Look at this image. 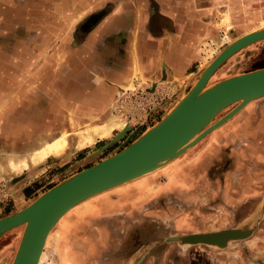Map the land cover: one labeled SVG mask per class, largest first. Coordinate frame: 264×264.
Listing matches in <instances>:
<instances>
[{"label": "rangeland", "instance_id": "374dc122", "mask_svg": "<svg viewBox=\"0 0 264 264\" xmlns=\"http://www.w3.org/2000/svg\"><path fill=\"white\" fill-rule=\"evenodd\" d=\"M70 2L0 0V196L2 203L6 201V193L11 197L5 207L0 208V217L27 205L73 172L134 140L156 123L195 80L196 75L192 80L189 76L175 79L174 93L167 98L162 88L153 91L141 86L135 88L132 84L116 86L107 77L110 71L104 68L105 63L80 55V39L85 34L80 26L82 21L79 24L75 21L70 29L69 13L60 12L61 7L68 10ZM223 6L226 12L222 15L221 35L210 40L195 71L236 36L264 26V0H238L237 6L223 2ZM231 10L234 13H230ZM263 66L264 39H261L229 57L215 70L208 85ZM103 91L109 92L100 93ZM104 95L105 106L102 107ZM256 101L264 102V97L253 103ZM233 105L235 103L224 108L214 119ZM242 115L225 121L163 166L173 163L185 169L190 175L188 183H167L164 168H159L146 174L152 183L159 181L152 185L164 188L173 185V188L150 195L137 215L127 217L114 212L80 218V224L70 229L76 234L72 245L77 251H88L77 258V263L117 264L124 256L134 255L132 252L122 254L120 259L117 255L107 258L102 249L110 245H125L131 251L148 250L154 245L188 246L182 243L181 237L196 232L194 226L213 217L211 212L221 214V220L215 222L219 228L250 229V237L263 235L264 115L255 109ZM92 124L110 126L111 134L81 146L85 136L93 135L89 128ZM125 125L128 128L121 138L93 154ZM60 135L67 138L66 150L56 158L33 163L34 151ZM222 156L225 158L221 159ZM67 168L70 171H66ZM19 196L23 198L19 200ZM166 211L170 217L168 225L163 221ZM64 219V216L60 218L49 234L39 264H61L60 255L52 247L57 244L56 231ZM187 222L193 226L181 229ZM147 224L152 227L150 232L145 231ZM23 228L24 225L16 226L0 236V264H11ZM172 229V234L165 235L166 230ZM87 234L94 238L89 241ZM185 255L175 253L174 258ZM138 256L134 258L139 262L149 258L145 252Z\"/></svg>", "mask_w": 264, "mask_h": 264}, {"label": "crops", "instance_id": "0c3cea01", "mask_svg": "<svg viewBox=\"0 0 264 264\" xmlns=\"http://www.w3.org/2000/svg\"><path fill=\"white\" fill-rule=\"evenodd\" d=\"M223 2L237 6L238 0H71L68 10L61 7L60 12L69 13L70 29L74 27L75 21L76 24L82 21L80 26L85 34L80 39V55L105 63L104 68L107 67L110 71L107 76L110 82L118 87L132 84L135 88L141 86L153 91L162 88L167 98L174 93L175 79L181 80L189 76L192 80L196 75L194 83L198 78L201 69L195 71L194 68L203 58L210 40L221 35L222 15L226 12L223 10ZM230 13L234 11L231 10ZM115 64L119 66H114ZM106 92L109 91L100 93ZM105 96L102 107L105 106ZM252 104L253 101L249 102L235 115L246 114L244 112ZM57 156L49 155V158ZM175 166L177 165L172 163L161 169H172L167 177L176 176L177 180L172 181L173 183L191 181L187 171L179 172ZM148 185L147 189H143ZM167 186L155 188L146 175L78 203L64 215L66 219L59 224L56 231L57 244L52 250L60 255L61 264H78L77 258L86 254L88 249L77 251L72 245L76 234L70 229L80 224V218L84 214L93 211V216L110 215L114 212L123 213L127 217L137 215L145 202L150 200V195L173 188V185ZM4 196L6 199L10 198L7 193ZM2 205L0 196V208ZM164 216L168 218L169 211ZM248 217L250 216L247 215ZM86 238L91 241L94 235L87 234ZM139 249L131 251L125 245H110L103 248L102 253L107 254V258L117 255L120 259L122 254L133 252L134 255L124 256L117 264H264V234L260 237L254 235L235 239L223 247L206 244L176 247L171 244L164 247L154 245L142 251ZM141 252L149 254L144 262L137 261ZM175 253L186 254L187 257L177 256L175 259ZM137 256L136 260L134 257Z\"/></svg>", "mask_w": 264, "mask_h": 264}, {"label": "water", "instance_id": "95a60500", "mask_svg": "<svg viewBox=\"0 0 264 264\" xmlns=\"http://www.w3.org/2000/svg\"><path fill=\"white\" fill-rule=\"evenodd\" d=\"M261 39H264V26L237 36L201 68L191 87L184 89L168 111L138 137L113 154L60 180L27 205L1 216L0 236L24 225L11 264H38L49 231L75 205L116 185L139 178L168 160L157 169L162 168L233 117L251 99L264 96V66L232 74L207 85L215 70L229 57ZM234 103L236 105L229 112L207 126L220 111ZM127 128L121 129L108 144L93 154L100 153L111 142L121 138ZM250 233V229L235 227L190 233L181 237V241L187 245L223 247L231 240L248 237Z\"/></svg>", "mask_w": 264, "mask_h": 264}, {"label": "bare ground", "instance_id": "6f19581e", "mask_svg": "<svg viewBox=\"0 0 264 264\" xmlns=\"http://www.w3.org/2000/svg\"><path fill=\"white\" fill-rule=\"evenodd\" d=\"M224 21V20H223ZM227 22V21H226ZM264 25V24H263ZM233 33V32H232ZM234 39H232V41H233ZM231 41V42H232ZM219 53V52H218ZM217 53V54H218ZM216 54V55H217ZM215 55V56H216ZM214 56V57H215ZM213 57V58H214ZM212 58V59H213ZM132 66V65H131ZM136 70V69H135ZM133 73V72H132ZM213 75V74H212ZM212 77V76H211ZM211 77H210V79H211ZM228 77V76H227ZM210 79L208 80V82L210 81ZM32 85V84H31ZM208 85V84H207ZM205 88H206V86H205ZM204 88V89H205ZM262 97H264V96H262ZM259 98H261V97H259ZM256 99H258V98H255V99H251L249 102H251V101H254V100H256ZM230 105H232V104H230ZM236 105V104H235ZM226 108V107H225ZM214 119V118H213ZM213 119H211L210 120V122L207 124V126L208 125H211L212 123H214L213 122ZM78 123V122H77ZM110 127V126H109ZM109 127H107V126H105V125H95V124H92V125H90L89 126V128L92 130V133H93V135H88V136H85L84 137V141L81 143V146H83L84 144L86 145V144H89V143H91V142H93L94 141V139L95 138H103V137H108L110 134H111V127L109 128ZM91 133V132H90ZM120 133H122V131L120 132ZM67 136V135H66ZM195 136H193L191 139H193ZM191 139H190V141H191ZM198 143V142H197ZM66 148H67V138L65 137V136H63V135H60V136H57V137H55V138H53L52 140H50V141H47V142H45L44 143V145H42L40 148H38V149H36L35 151H34V154L32 155V161H33V163L35 162V163H38V162H40V161H42V160H44L45 158H48L49 157V155H61L65 150H66ZM168 161V160H167ZM167 161H165V162H161L162 164H160V165H163L164 163H166ZM27 165V163L24 161V166H26ZM159 165V166H160ZM158 166V167H159ZM23 167V166H22ZM157 167V168H158ZM156 168V169H157ZM156 169H153V170H151V171H149V172H147V173H152V171H154V170H156ZM147 173H145V174H143V175H146ZM143 175H141V176H143ZM141 176H139V177H141ZM136 178H138V177H136ZM136 178H134V179H136ZM175 180H177V178L175 179ZM174 179H173V181H175ZM180 180V179H179ZM130 181V180H129ZM178 182V181H177ZM125 183V182H124ZM176 183V182H175ZM120 185V184H119ZM116 186H118V185H116ZM116 186H114V187H116ZM113 188V187H112ZM109 189H111V188H109ZM108 190V189H107ZM96 195V194H95ZM88 199V198H87ZM86 200V199H85ZM84 201V200H83ZM75 212V211H74ZM85 215V214H84ZM60 220V219H59ZM57 223V222H56ZM56 225V224H55ZM54 225V226H55ZM54 226L51 228V230L49 231V233H48V235H47V237H46V240H45V243H46V241H47V238L49 237V234L51 233V231H53V228H54ZM57 233V232H56ZM44 243V244H45ZM43 252H44V250H42V252H41V255H40V257H39V262H38V264L41 262V259L43 258L42 256H43Z\"/></svg>", "mask_w": 264, "mask_h": 264}, {"label": "flooded vegetation", "instance_id": "af4514ba", "mask_svg": "<svg viewBox=\"0 0 264 264\" xmlns=\"http://www.w3.org/2000/svg\"><path fill=\"white\" fill-rule=\"evenodd\" d=\"M234 55V54H233ZM235 105H233V107H234ZM233 107H231V108H229L227 111H225L221 116H223V115H225L227 112H229ZM253 109H255V110H261V112H262V115H264V102H254L253 104H252V107L251 108H249V109H247L244 113H248L250 110H253ZM241 113H239L236 117H238L239 115H240ZM243 114V113H242ZM230 119V118H229ZM228 119V120H229ZM223 124V123H222ZM210 133V132H209ZM209 133L207 134V135H209ZM206 135V136H207ZM217 137L218 136H216V140H217ZM263 139H264V137H263ZM263 142H264V140H263ZM222 154V153H221ZM220 156V155H219ZM221 159H223V158H225V156H222V157H220ZM189 166H190V164H191V162H188L187 163ZM87 167V166H86ZM175 169L176 170H178L179 172H183V171H186L185 169H181V168H179V167H175ZM171 170L172 169H169L168 171H164V173L166 174V180L165 181H167V179H168V182L167 183H169V182H171V181H173V179L175 180L177 177L176 176H173V175H171L170 176V178L169 177H167L169 174H170V172H171ZM66 171H70V169L69 168H67L66 169ZM170 171V172H169ZM188 173V172H187ZM163 174V173H162ZM189 174V173H188ZM179 179H181V176L179 177ZM156 182L158 183L159 181L158 180H155V182L154 183H152V184H156ZM179 182H181V181H179ZM257 182L258 181H256V184H257ZM181 183H187V182H185V181H182ZM246 183H248V184H250V182H246ZM147 184H149L148 182H147ZM254 184V183H253ZM161 185V184H160ZM150 186H151V183H150ZM154 187L156 186V185H153ZM149 187V185L148 186H146L145 188L143 187V189H147ZM264 187V186H263ZM156 188V187H155ZM159 192H156L155 194L157 195ZM23 195H25V194H23ZM11 198V197H10ZM10 198H8V199H10ZM19 198V200L20 199H22L23 198V196H19L18 197ZM8 199H6V201H3V205H2V207L4 208L5 207V204H7L8 203ZM234 201V200H233ZM89 204V202L88 203H86L85 204V207H87V205ZM91 205V204H90ZM1 207V208H2ZM85 207L83 208V209H85ZM83 209H81V210H83ZM80 212V211H79ZM93 212V211H92ZM92 212H89V213H86L82 218H84L87 214H90L91 215V213ZM78 214V213H77ZM216 215V216H215ZM220 215L221 214H218V213H216V212H211L210 213V216H213V217H210V218H206L207 219V221H205L202 225H199V226H194V227H197V229H195V230H197L196 232H211V231H219V230H222V228H219V227H217L216 226V223L215 222H217L218 221V219L219 220H221L219 217H220ZM248 216H250V213L249 214H247ZM247 215H246V217H247ZM168 218H170L169 216H168ZM168 218H165L163 221L164 222H166V225H168L169 223V219ZM163 222V223H164ZM165 225V224H164ZM165 225V226H166ZM193 226V224H191L190 222H187V223H185V225H182L181 226V229H183V230H186L187 228H189V227H192ZM171 227H172V224H171ZM145 228H146V230L145 231H149L152 227L149 225V224H147L146 226H145ZM173 228V227H172ZM224 229H229V228H224ZM152 230V229H151ZM174 229H172V230H170V231H165V235H167L169 232H170V234H172L174 231H173ZM180 230V229H179ZM194 233V232H193ZM164 235V236H165ZM251 236V235H250Z\"/></svg>", "mask_w": 264, "mask_h": 264}]
</instances>
